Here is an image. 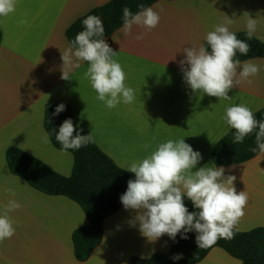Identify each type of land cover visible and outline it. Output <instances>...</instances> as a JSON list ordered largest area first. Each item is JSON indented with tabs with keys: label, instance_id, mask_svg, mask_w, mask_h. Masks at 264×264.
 Masks as SVG:
<instances>
[{
	"label": "crops",
	"instance_id": "obj_1",
	"mask_svg": "<svg viewBox=\"0 0 264 264\" xmlns=\"http://www.w3.org/2000/svg\"><path fill=\"white\" fill-rule=\"evenodd\" d=\"M109 1L17 0L16 11L0 17V211L9 200L22 205L9 214L15 221V234L0 243V264H129L133 257L148 259L167 253L172 245L167 234L148 241L141 235L138 221L134 226L130 223L135 210L122 205L104 220L103 240L89 259L76 260L72 236L88 224L80 205L66 196L31 187L10 171L6 156L10 147H18L58 173L71 175L73 155L43 140L44 114L51 104L69 103L76 123L92 133L96 145L125 170L169 139H184L201 153L193 171L204 166L219 168L212 150L226 130H231L222 119L226 107L243 103L253 114L264 108V58L241 61H252L260 71L249 78L251 84L244 82L230 90L231 100L193 92L180 64L186 56L183 48L205 46L206 34L226 15L234 20L230 31L237 34L247 31L243 14L249 13L258 21L254 36L264 43V0H159L150 6L160 15L156 28L134 25L127 36L123 26L117 29L109 46L117 52L114 59L126 74L125 84L134 89L131 104L108 109L98 100L84 76L87 62L70 73V80L61 79V52L71 46L67 29ZM25 17L28 23L21 26L18 22ZM141 34L144 38L137 41L135 37ZM223 167L225 176L236 177L237 193L246 191L249 197L245 215L233 229L264 227V153ZM9 188L15 196L6 191ZM196 264L241 261L215 247Z\"/></svg>",
	"mask_w": 264,
	"mask_h": 264
},
{
	"label": "clouds",
	"instance_id": "obj_2",
	"mask_svg": "<svg viewBox=\"0 0 264 264\" xmlns=\"http://www.w3.org/2000/svg\"><path fill=\"white\" fill-rule=\"evenodd\" d=\"M16 4L17 0H0V17L14 13ZM138 7L140 11L136 14L128 7L123 9V31L126 36L134 25L151 30L160 22V15L152 7L143 4ZM243 15L247 17L246 36L251 40L258 21L247 12ZM18 23L24 26L28 20L25 17ZM82 23L84 30L76 35L69 48L61 52V79L70 80V73L79 68L81 62H87L84 76L96 91L98 100L104 102L108 109L120 103L131 104L135 100L134 89L125 84L126 74L121 64L114 59L117 52L104 39L105 29L101 18L89 15ZM233 23L234 20L226 15L222 23L206 34L210 52L203 44L183 48L186 56L180 64L184 80L193 92H202L219 100H231L232 97L228 95L230 90L244 82L251 84L249 78L259 73V65L250 60L242 63L235 59L237 51L247 55L251 47L230 31ZM143 38V34L135 37L137 41ZM64 109L65 105L60 104L54 114ZM222 119L229 128L235 130L234 144L242 143L246 136L258 128L255 133L257 147L249 150L264 153V120L258 121L249 107L243 103L226 107ZM75 131L71 118L59 127L55 139L62 145L61 151L78 150L95 143L92 133L73 135ZM43 140L45 143L51 142L47 132ZM143 147L147 149L149 145ZM201 159V153L194 151L184 139H169L160 143L142 160L127 166L126 170L133 173L135 179L128 181L127 190L121 195L120 201L126 210H135V219L130 223L134 226L138 221L139 231L148 241L155 242L165 234L175 240L181 232L185 234L182 238L187 239L186 233L193 230L197 233L198 248L211 247L219 238H234L233 228L245 215L248 194L246 191L237 193L234 186L236 177L225 176L223 166H204L193 171ZM6 191L15 196L13 189ZM185 196L198 209L197 212H189L184 203ZM21 207L16 200H9L0 211V243L14 236L15 221L9 214ZM182 258V254L172 257L173 260Z\"/></svg>",
	"mask_w": 264,
	"mask_h": 264
},
{
	"label": "trees",
	"instance_id": "obj_3",
	"mask_svg": "<svg viewBox=\"0 0 264 264\" xmlns=\"http://www.w3.org/2000/svg\"><path fill=\"white\" fill-rule=\"evenodd\" d=\"M159 0H110L105 5L91 10L86 15L76 20L66 31L70 43L76 35L84 30L83 20L89 15L99 16L105 29L104 39L111 38L114 32L123 26V9L136 14L140 11L139 5L150 7ZM238 39L250 44L251 51L243 55L237 51L235 59L240 61L255 57L264 58V43L253 36L247 39L246 32L236 34ZM2 33L0 30V41ZM205 47L210 52L207 43ZM65 105L59 114L57 106ZM258 120H264V108L254 113ZM71 118L76 131L73 135H89L75 121L74 113L69 103H54L48 106L44 114V128L49 134L54 147L61 150L62 145L55 139L62 123ZM258 128L245 137L242 143L234 144L235 130L231 129L213 147L212 159L216 165L226 166L238 164L254 158L258 153L249 149L257 147L255 133ZM74 158L73 170L70 176H65L34 155L18 148L10 147L7 150V161L10 171L23 179L33 188L48 195L66 196L80 205L84 211L88 224L76 229L72 236L74 255L76 260L83 262L89 259L96 247L104 237V220L114 214L122 206L120 197L127 190L128 181L134 180L135 175L130 171L120 168L96 143H89L78 150H68ZM185 206L189 212H197L192 202L185 196ZM234 238H219L208 248H198L196 243L197 233L193 230L178 233L172 241L167 253H158L148 259L133 257L129 264H196L201 262L215 247L224 249L231 256L239 259L241 264H264V227H257L249 231L234 230ZM176 254L183 258L173 260Z\"/></svg>",
	"mask_w": 264,
	"mask_h": 264
},
{
	"label": "built area",
	"instance_id": "obj_4",
	"mask_svg": "<svg viewBox=\"0 0 264 264\" xmlns=\"http://www.w3.org/2000/svg\"><path fill=\"white\" fill-rule=\"evenodd\" d=\"M105 41L108 43V45L111 43L110 38L105 39Z\"/></svg>",
	"mask_w": 264,
	"mask_h": 264
}]
</instances>
